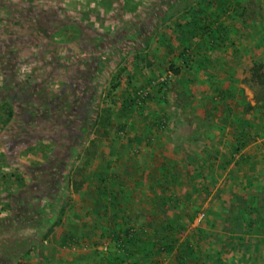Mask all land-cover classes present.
I'll return each instance as SVG.
<instances>
[{"label":"rangeland","instance_id":"374dc122","mask_svg":"<svg viewBox=\"0 0 264 264\" xmlns=\"http://www.w3.org/2000/svg\"><path fill=\"white\" fill-rule=\"evenodd\" d=\"M39 1L0 16V264H130L153 219L152 264H264V0Z\"/></svg>","mask_w":264,"mask_h":264},{"label":"trees","instance_id":"16d2710c","mask_svg":"<svg viewBox=\"0 0 264 264\" xmlns=\"http://www.w3.org/2000/svg\"><path fill=\"white\" fill-rule=\"evenodd\" d=\"M176 73H179L178 70H175ZM258 77V75H257ZM14 116V111L11 109L8 112V118L6 123H9L10 120ZM102 128H95L94 134L97 136H106L108 135V131L101 130ZM144 171V169H143ZM143 173V172H142ZM179 172H177L178 174ZM174 174L173 176L170 175V173H165L164 176H162L159 179V186H166L168 184L167 181H170L172 178V183L177 182V178ZM140 174L138 175L139 178ZM137 178V179H138ZM169 179V180H167ZM106 180V179H105ZM103 180L102 182H105ZM115 180V179H114ZM106 180V187L109 186V182ZM117 182L116 180L112 183ZM115 186L119 187V184L115 183ZM114 187V185H112ZM123 188H126V193L123 192ZM167 188V186L165 187ZM164 188V189H165ZM153 189V188H152ZM128 191V192H127ZM130 191V188H128L127 181H126V187L125 185L122 186L121 189H116L109 194L112 200V205L114 207H118L122 209L123 206V200L125 199V202L127 204V199H129L128 193ZM122 200V202H121ZM18 207H21L20 202L16 206V210H18ZM15 208V207H14ZM138 232L141 233V235H138ZM177 243V231L174 227L171 226V224H165L164 222L157 223L155 219H153L150 223L145 224L141 227L136 226L135 224H128L126 221V245L130 247L129 254L126 255V261L130 264H152L153 254H162V253H169L172 252L175 248ZM192 246L185 248L184 251H182V261L183 264L186 263V259L191 255ZM151 255L150 261H141L142 257H149ZM141 257V258H140ZM158 264V262L156 263Z\"/></svg>","mask_w":264,"mask_h":264},{"label":"crops","instance_id":"0c3cea01","mask_svg":"<svg viewBox=\"0 0 264 264\" xmlns=\"http://www.w3.org/2000/svg\"><path fill=\"white\" fill-rule=\"evenodd\" d=\"M36 1V0H35ZM34 0H33V3H28L27 0H0V16L2 17H8V19H11V18H21L22 15H23V11H34V6L33 4L36 3ZM38 3H41L39 0H37ZM44 6H41V8H43ZM45 9V8H44ZM42 10L41 13H45L47 12V10ZM41 14V15H42ZM10 17V18H9ZM17 29H21L22 26L26 27L29 29V25L27 24H22L21 22H19V20H17ZM30 32H28V36L26 37L27 39H32V44L33 45H36L39 43V41H37L39 38V36L37 35L38 32L37 31H40L39 28L37 26H35L33 23H31L30 25ZM58 41V40H57ZM57 46L59 47H63L65 45H63V43H58L56 42ZM91 51H93V49H91Z\"/></svg>","mask_w":264,"mask_h":264}]
</instances>
